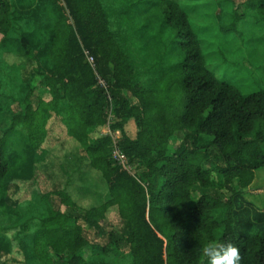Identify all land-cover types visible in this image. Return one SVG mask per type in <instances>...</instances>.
I'll return each instance as SVG.
<instances>
[{
	"label": "trees",
	"instance_id": "1",
	"mask_svg": "<svg viewBox=\"0 0 264 264\" xmlns=\"http://www.w3.org/2000/svg\"><path fill=\"white\" fill-rule=\"evenodd\" d=\"M105 1L116 10L108 12L103 0H38L54 5L60 15L39 52L44 94L31 88L19 103L22 110L3 129L0 194L11 181L8 134L20 123L34 129L38 121L41 127L52 111L57 129L64 133L65 127L76 143L72 173L87 180L97 171L108 193L102 203L85 208L70 196L68 176L42 195L48 215L32 241L44 264L51 258L56 264H91L95 252L96 264H201V246L228 239L240 248L241 264H264V210L240 203L242 188L264 168V89L245 94L215 75L179 0H149L164 8L165 23L184 41L177 44L178 60L169 71L139 80L112 21L117 24L129 5L145 0ZM247 4L264 14V0L236 3ZM34 10L20 11L23 20ZM15 15L11 2L0 0V37L15 27ZM239 16L236 12V20ZM111 114L113 130L105 132ZM130 120L137 126L134 137L125 130ZM117 130L121 135L115 140L111 133ZM178 135L180 143L171 146ZM117 147L127 162L138 165V176L113 158ZM26 158V176H31L34 149ZM52 195L58 206L49 200ZM113 206L122 217V231L109 219Z\"/></svg>",
	"mask_w": 264,
	"mask_h": 264
},
{
	"label": "rangeland",
	"instance_id": "2",
	"mask_svg": "<svg viewBox=\"0 0 264 264\" xmlns=\"http://www.w3.org/2000/svg\"><path fill=\"white\" fill-rule=\"evenodd\" d=\"M9 1L18 18L15 27H10L6 36L0 37V138L13 113L22 110L19 103L27 92L34 88L36 94H44L43 80L37 73L40 72L39 52L54 33V25L60 15L54 5H40L38 0ZM241 1L244 0H179L189 16L191 29L199 38L205 60L215 75L248 94L264 89V14L248 4L236 5ZM103 2L108 12L116 10V5ZM129 7L130 11L117 19V24L112 21V25L137 66L138 79L145 82L160 76V71H169L177 63L175 48L184 41V36L165 23V10L160 5L145 0L140 5ZM33 8L31 16L23 20L24 14L20 11ZM236 12L240 15L237 20ZM62 23H68L66 17H62ZM233 24V31L221 29ZM24 36L30 45H24ZM27 50L31 52L28 54ZM177 73L174 69L172 75L176 77ZM113 121L111 114L103 131L113 130L109 127ZM57 125L51 111L41 127L38 121L34 129L20 123L7 136L6 157L11 158V181L6 182L0 194V264L45 263L39 258V251L32 240L36 229L40 228V220L48 215L42 195L55 182L69 176L70 196L85 208L102 203L108 193V187L97 171H93L87 180L77 179V174L72 173L69 166L76 143L63 122L61 128L66 130L64 133H60ZM125 130L131 137L136 135L137 126L133 120L127 123ZM64 134L68 139H62ZM111 134L117 140L121 132L117 130ZM181 137H172L171 146H177ZM29 149L30 152L34 149L36 161L32 175L26 176L24 164ZM124 166L138 176L136 163L126 162ZM241 192V204L264 210V168L255 171L254 180ZM55 197L52 195L49 200L58 206ZM108 216L114 227L122 231L123 220L117 206L108 210ZM46 248L50 249V246ZM95 253L96 258L91 264L100 260ZM50 264L56 262L51 258Z\"/></svg>",
	"mask_w": 264,
	"mask_h": 264
},
{
	"label": "clouds",
	"instance_id": "3",
	"mask_svg": "<svg viewBox=\"0 0 264 264\" xmlns=\"http://www.w3.org/2000/svg\"><path fill=\"white\" fill-rule=\"evenodd\" d=\"M201 264H241L240 248L231 239L217 242L209 240L200 247Z\"/></svg>",
	"mask_w": 264,
	"mask_h": 264
},
{
	"label": "built area",
	"instance_id": "4",
	"mask_svg": "<svg viewBox=\"0 0 264 264\" xmlns=\"http://www.w3.org/2000/svg\"><path fill=\"white\" fill-rule=\"evenodd\" d=\"M86 52L87 60L92 64L95 65L94 63V57L91 55L88 51ZM101 83H104L101 78H99ZM113 158L121 165L124 166V164L127 162V156L117 147L113 151ZM126 167V166H125Z\"/></svg>",
	"mask_w": 264,
	"mask_h": 264
}]
</instances>
